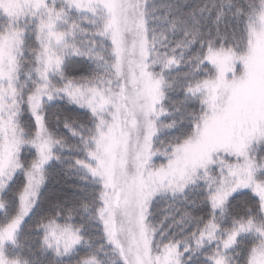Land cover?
<instances>
[{
    "label": "snow or ice",
    "instance_id": "6c2138e0",
    "mask_svg": "<svg viewBox=\"0 0 264 264\" xmlns=\"http://www.w3.org/2000/svg\"><path fill=\"white\" fill-rule=\"evenodd\" d=\"M0 264H264V0H0Z\"/></svg>",
    "mask_w": 264,
    "mask_h": 264
}]
</instances>
